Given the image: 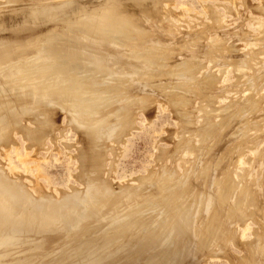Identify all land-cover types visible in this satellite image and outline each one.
Returning a JSON list of instances; mask_svg holds the SVG:
<instances>
[{"label": "rangeland", "instance_id": "rangeland-1", "mask_svg": "<svg viewBox=\"0 0 264 264\" xmlns=\"http://www.w3.org/2000/svg\"><path fill=\"white\" fill-rule=\"evenodd\" d=\"M0 207V264H264V0H0Z\"/></svg>", "mask_w": 264, "mask_h": 264}, {"label": "bare ground", "instance_id": "bare-ground-1", "mask_svg": "<svg viewBox=\"0 0 264 264\" xmlns=\"http://www.w3.org/2000/svg\"><path fill=\"white\" fill-rule=\"evenodd\" d=\"M10 45H11V44H10ZM3 181H4V180H3ZM4 183H5V182H4ZM6 189H8V190H7V191H8V192H7L8 195H9V194H11V195L13 194L14 196H15V194H14L15 192L13 193V191H15V190H16V191H17V190H20V189H17L16 187L14 188L15 190L13 189V191H12V189H11L10 187H8V188H6ZM18 192H19V191H18ZM2 193L4 194V192H2ZM7 193H5V194L7 195ZM21 193H22V192H21ZM19 195H20V194H19ZM9 196H10V195H9ZM12 197H13V196H12ZM138 199H139V198H138ZM24 200H25V199H24ZM30 201H32V200H30ZM30 201L28 200V202H26V203H31ZM32 204H33V203H32ZM44 204H46V203H44ZM1 206H2V205H1ZM46 206H47V204H46ZM33 207H34V206H33ZM0 208H1V207H0ZM49 208H50V207H49ZM52 208H53V207H52ZM1 209H2V208H1ZM28 215H29V214H28ZM12 220H13V219H12ZM19 221H20V220H19ZM0 226H1V225H0ZM6 227H7V224H6ZM13 227H14V226H13ZM3 228H4V227H3ZM14 228H15V227H14ZM1 229H2V228H1ZM6 229H7V228H6ZM16 231H17V230H16ZM14 243H15V242H14ZM14 243H13V244H14ZM172 255H174V254H172ZM175 255H176V254H175ZM175 255H174V256H175ZM176 256H177V255H176ZM176 256H175V257H176ZM172 257H173V256H172ZM171 259H172V258H171ZM173 259H174V258H173ZM173 259H172V260H173ZM170 262H171V261H170ZM174 264H175V263H174Z\"/></svg>", "mask_w": 264, "mask_h": 264}]
</instances>
